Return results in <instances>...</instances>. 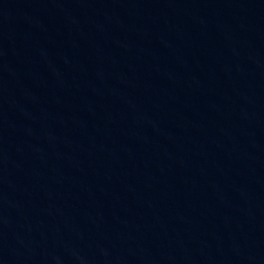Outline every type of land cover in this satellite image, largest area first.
<instances>
[{"label":"water","instance_id":"obj_1","mask_svg":"<svg viewBox=\"0 0 264 264\" xmlns=\"http://www.w3.org/2000/svg\"><path fill=\"white\" fill-rule=\"evenodd\" d=\"M0 264H264V0H0Z\"/></svg>","mask_w":264,"mask_h":264}]
</instances>
